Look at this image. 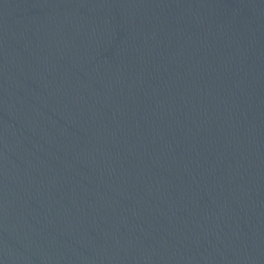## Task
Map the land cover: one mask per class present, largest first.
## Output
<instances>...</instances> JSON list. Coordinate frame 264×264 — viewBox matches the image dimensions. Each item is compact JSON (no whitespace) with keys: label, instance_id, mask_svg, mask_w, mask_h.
Returning <instances> with one entry per match:
<instances>
[{"label":"water","instance_id":"95a60500","mask_svg":"<svg viewBox=\"0 0 264 264\" xmlns=\"http://www.w3.org/2000/svg\"><path fill=\"white\" fill-rule=\"evenodd\" d=\"M0 264H264V0H0Z\"/></svg>","mask_w":264,"mask_h":264}]
</instances>
